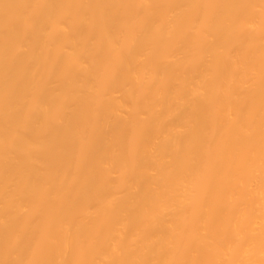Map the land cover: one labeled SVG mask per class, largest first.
Listing matches in <instances>:
<instances>
[{"label":"bare ground","instance_id":"bare-ground-1","mask_svg":"<svg viewBox=\"0 0 264 264\" xmlns=\"http://www.w3.org/2000/svg\"><path fill=\"white\" fill-rule=\"evenodd\" d=\"M0 264H264V0H0Z\"/></svg>","mask_w":264,"mask_h":264}]
</instances>
